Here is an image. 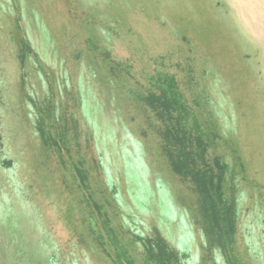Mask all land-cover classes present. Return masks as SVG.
Masks as SVG:
<instances>
[{
    "label": "rangeland",
    "instance_id": "obj_1",
    "mask_svg": "<svg viewBox=\"0 0 264 264\" xmlns=\"http://www.w3.org/2000/svg\"><path fill=\"white\" fill-rule=\"evenodd\" d=\"M160 72L221 137L239 198L234 255L264 264V0H0V264H36L47 241L61 264H111L88 235L81 159L139 264L131 232L155 228L201 264L195 198L138 98Z\"/></svg>",
    "mask_w": 264,
    "mask_h": 264
},
{
    "label": "trees",
    "instance_id": "obj_2",
    "mask_svg": "<svg viewBox=\"0 0 264 264\" xmlns=\"http://www.w3.org/2000/svg\"><path fill=\"white\" fill-rule=\"evenodd\" d=\"M31 52L29 43L23 39L18 57L22 68ZM151 82L152 88L138 98L144 104L148 127L152 126L160 139L161 153L172 173L195 198L198 210L196 223L204 239L201 264H207L208 261L213 264H242L233 252L239 222L236 179L232 164L227 161L226 156L214 151L221 137L210 130L209 119L201 121L195 108L181 92L175 75L160 72ZM46 112L50 110L46 109ZM49 117L50 115L47 118ZM40 130V137L52 141L50 133ZM140 133L146 137L147 130H141ZM1 138L0 135V140ZM1 164L5 169L15 168L16 165L11 159H4ZM74 171L83 191L82 202L89 215L85 221L88 222L89 238L111 264H139L138 258L130 253L120 239L108 212L92 197L89 172L83 159L74 163ZM113 194L117 195L116 190ZM15 213L12 212L14 215ZM18 219L23 223L19 215ZM132 232L131 243L139 245L141 264H189L190 251L173 246L161 230L155 228L152 233ZM18 237L15 238L16 243L19 242ZM42 246L45 257L36 264H61L63 255L55 244L51 245L47 241ZM32 252L35 253V250L32 249Z\"/></svg>",
    "mask_w": 264,
    "mask_h": 264
}]
</instances>
